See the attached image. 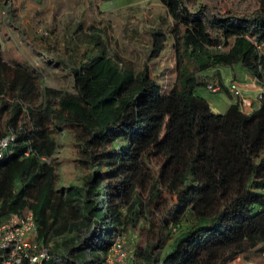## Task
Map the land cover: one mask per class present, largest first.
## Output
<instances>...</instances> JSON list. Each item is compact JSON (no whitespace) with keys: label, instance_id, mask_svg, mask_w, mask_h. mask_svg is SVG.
<instances>
[{"label":"trees","instance_id":"1","mask_svg":"<svg viewBox=\"0 0 264 264\" xmlns=\"http://www.w3.org/2000/svg\"><path fill=\"white\" fill-rule=\"evenodd\" d=\"M159 1L172 19L176 63L174 174L164 189L149 158L165 106L147 63L134 70L91 27L92 43L70 55L83 58L71 69L75 92L41 90L0 46V140L14 137L0 160V222L32 211L39 239L53 243V256L67 255L55 264H105L116 238L135 242L137 231L144 243L128 264H230L264 254V94L247 115L238 100L216 114L197 95L207 85L199 74L222 66L238 64L264 85V0H241L260 6L251 14L227 9V0H204L196 11L194 0ZM151 38L155 57L168 37ZM62 131L77 146L81 175L66 189L53 162ZM142 167L153 179L147 197L138 190Z\"/></svg>","mask_w":264,"mask_h":264},{"label":"rangeland","instance_id":"2","mask_svg":"<svg viewBox=\"0 0 264 264\" xmlns=\"http://www.w3.org/2000/svg\"><path fill=\"white\" fill-rule=\"evenodd\" d=\"M203 1L194 0L195 11L203 6ZM226 4L227 9L245 14L257 12L260 7L257 3L243 4L241 0H227ZM0 20V46L4 60L11 65H20L37 76L41 90L50 87L75 92L71 69L78 67L83 58L79 61L70 55L74 50L82 56L84 49L92 43L88 38L90 26L105 31L107 51L131 63L134 70H141L145 63L148 64L152 76L162 86L165 106V116L152 143V156L149 158L154 177H158L160 188L164 189L174 174L169 156L176 151V103L171 92L176 80V63L170 34L172 19L162 3L159 0H5L0 5ZM154 31L163 32L168 40L157 56L150 57ZM227 68L222 66L199 74L207 84L222 88L220 94L210 93L205 88L198 90L199 94L209 99L216 114L222 113L230 102L226 90V83H230L227 82L230 76L225 74ZM76 150L72 136L68 131H62L53 157V162L58 164L59 189H66L80 181ZM140 172L138 190L147 197L152 174L143 167ZM133 237L135 242L127 238L125 260L137 246L143 245L145 233L137 231ZM53 253L58 262L67 257L55 250ZM251 257L252 253L240 255L230 264H264V254L257 259ZM69 259L70 263L82 264ZM60 264H63L62 261ZM105 264H110L108 256Z\"/></svg>","mask_w":264,"mask_h":264},{"label":"built area","instance_id":"3","mask_svg":"<svg viewBox=\"0 0 264 264\" xmlns=\"http://www.w3.org/2000/svg\"><path fill=\"white\" fill-rule=\"evenodd\" d=\"M207 90L211 93L221 91V86L208 84ZM228 92L238 100L242 114L247 115L253 106V101L262 100L264 85L260 86L255 99H251L244 94L242 84L236 80L227 85ZM14 137L0 140V160L8 155L9 144ZM48 161V160H47ZM127 238L118 236L108 255L110 264H121L125 260V244ZM52 244H46L39 239V230L35 222L33 212L25 210L9 214L6 219L0 222V264H51Z\"/></svg>","mask_w":264,"mask_h":264},{"label":"crops","instance_id":"4","mask_svg":"<svg viewBox=\"0 0 264 264\" xmlns=\"http://www.w3.org/2000/svg\"><path fill=\"white\" fill-rule=\"evenodd\" d=\"M0 24H1V20H0ZM91 27L92 26H90L89 29ZM80 28H81V24H80ZM72 54L73 53H71V55ZM227 67L228 68L225 69L226 70V73L225 74L230 76V77H228L230 79H227V77H226L227 82L233 81V80L239 81L242 84L243 88H244V94L247 97H249L251 99H254V97L258 93V89L260 87V85H259L258 81L256 80V78H254L251 74L247 73L238 64L233 65V66H227ZM215 69H218V68H215ZM226 85H227V83H226ZM220 93L221 92L215 93V94H220ZM197 95L202 96L203 98H205L203 95L199 94L198 91H197ZM228 97H229L230 102H229V104H226V109L234 102V98L230 94L228 95ZM205 99L209 102V99H207V98H205ZM255 103H256V105H259L260 104L259 102H255ZM210 105L212 107V104L211 103H210ZM226 109L224 111H222V113L225 112Z\"/></svg>","mask_w":264,"mask_h":264},{"label":"clouds","instance_id":"5","mask_svg":"<svg viewBox=\"0 0 264 264\" xmlns=\"http://www.w3.org/2000/svg\"><path fill=\"white\" fill-rule=\"evenodd\" d=\"M231 82V81H230ZM239 82V81H238ZM208 85V84H207ZM207 85H206V87H207ZM227 85H228V83H227ZM261 86V85H260ZM205 87V89L207 90V88ZM226 90H227V86H226ZM208 91V90H207ZM221 91H222V88H221ZM221 91H219V92H221ZM228 91V90H227ZM209 92V91H208ZM218 92V93H219ZM211 93V92H210ZM229 93V92H228ZM230 94V93H229ZM231 95V94H230ZM232 96V95H231ZM233 97V96H232ZM256 97V96H255ZM234 98V97H233ZM254 100V99H253ZM255 102H258V101H256V99H255V101H253V103H255ZM51 244H53V243H51ZM52 249V248H51ZM52 252V251H51ZM52 255V254H51ZM53 258H54V256L52 255V261L50 262L51 264H55L54 262H55V260H53Z\"/></svg>","mask_w":264,"mask_h":264}]
</instances>
